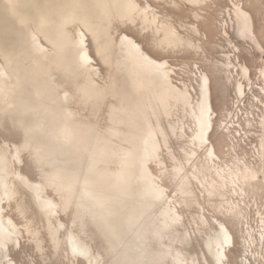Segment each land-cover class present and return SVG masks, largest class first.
<instances>
[{"label": "bare ground", "instance_id": "obj_1", "mask_svg": "<svg viewBox=\"0 0 264 264\" xmlns=\"http://www.w3.org/2000/svg\"><path fill=\"white\" fill-rule=\"evenodd\" d=\"M6 9L13 12L14 30L3 33L2 27L4 29L9 24L4 19L7 15H2ZM112 9L123 15H132L137 9V15L143 21L155 25V33L159 30L163 32L164 40L172 43L183 41L171 25L163 22L157 24L159 14L149 12L148 9L152 10L149 4L138 8L134 0H0V52L3 59L0 60V106L15 111V116L27 132V143H34L35 158L52 167L46 183L54 186L58 193L61 192L63 206L72 203L78 216L89 214L98 227H102L116 241L113 247L120 244L124 249L129 246L128 240L135 242L137 239L134 245L139 250L134 256L130 254V250L129 253L121 254L119 260L122 264H150L148 261L141 263L146 258L145 246L149 232H152L162 246L158 261L154 264H165L160 259L166 255L172 257L174 264H199L197 258L188 259L181 250L173 248L164 240L166 228L177 230L176 226L183 225V215L178 209L181 201L167 192V187L158 182L159 176L151 168L154 163L164 166L160 147L161 143L168 146L167 132L160 123L153 102H159L162 112L168 116L170 99H173L176 105L188 107L194 118V128L188 135L193 148L187 153V161L193 159L198 149H204L205 167L209 176L203 173L199 176L194 170L188 171L180 161L172 166V170L178 191L194 197L193 201L202 210L200 217L205 224H209V220L203 206L195 198L193 182L204 189L200 190L201 193L207 192L211 196L217 193L227 203L229 198L226 194H235L240 200H231L229 204L237 214L243 216L241 204L244 205L246 201V186L262 182L264 173H259L254 165L245 160L241 162L242 167L239 166L236 170L220 164L221 158L210 141L216 114L212 106L210 78L207 73L199 71L197 85L200 96L194 100L187 88L180 89L172 84L167 60L155 59L127 34H122L120 38V50L127 57V67L130 69L128 89L133 93L132 105L127 103L119 107L110 106L111 124L106 128V133L97 132L91 122L77 117L70 110L67 90L60 80L54 79L49 67L52 61L63 71L74 70L72 63L75 62L79 73L86 78L79 86L81 106L87 105L93 97L99 98L107 88L101 89L93 79L92 73L95 70L94 65H91L92 58L88 53L85 33L78 28V39L73 40L66 30V24L79 20L88 31L95 33L98 29L92 24L91 18H103ZM234 14L237 19L234 27L236 33L248 38L262 52L261 59L264 60V48L253 31L251 15L240 4L236 5ZM28 22L34 28L29 27ZM40 35L52 44L53 55H50L42 43ZM13 38H16L17 53L9 56L11 48L8 41ZM69 45L72 48L68 63L63 53ZM222 64L230 69L229 73L238 75L235 81L237 97L244 98L245 87L251 83L248 65L238 58L237 63L234 62L229 55H226V62ZM259 71L264 78V66ZM26 86H30L31 90L27 91ZM261 89L264 93V87ZM257 100L262 104L259 98ZM94 110L96 111L95 108ZM228 112L229 115L237 116L231 110ZM260 120L264 124V114L260 116ZM234 122L232 119L225 125L228 132L234 133L231 134L232 143L236 134H240ZM119 124L126 129H121ZM168 126L172 132L178 130L181 132L180 136L186 135L182 124L168 122ZM260 145L264 146V140H261ZM8 156L6 150H0V264H11L6 258L10 243L21 244V233L13 220L5 215L3 206L4 199L9 205L10 199L15 197L14 180L24 189L31 190L36 204L49 222L51 217L56 216L59 205L47 193L45 184L31 180L19 168L12 167L14 162ZM11 156L12 159L20 160L16 146ZM174 158L177 161L175 156ZM161 172L164 173L165 169ZM156 206L157 210H154ZM18 208L23 213L22 207ZM258 213L260 229L255 232L252 226L247 227V237L243 239L244 252L239 258L242 264H251L247 256L255 254L252 246L257 239L256 235L264 240V214ZM146 220L150 228H147ZM211 220L214 228L206 236L205 248L212 264H229L227 250L233 245L231 231L217 216H213ZM58 225L61 226L62 223L58 222ZM134 233L141 234L142 239L137 236L134 238ZM184 235L191 236L188 230H185ZM67 242L73 254L85 258L89 263L96 262L98 255L94 254L92 246L71 230L68 232ZM201 258L204 264H210L204 252L201 253Z\"/></svg>", "mask_w": 264, "mask_h": 264}, {"label": "rangeland", "instance_id": "obj_2", "mask_svg": "<svg viewBox=\"0 0 264 264\" xmlns=\"http://www.w3.org/2000/svg\"><path fill=\"white\" fill-rule=\"evenodd\" d=\"M134 2L138 8L149 4L152 10L148 9V11L159 14L157 24L163 22L171 25L180 34L183 41L172 43L164 40L163 32L159 30L155 33V25L143 21L140 15H137V9L132 15L119 14L112 9L103 18L93 16L92 24L98 29V32L95 33L88 31L79 20L67 23L66 30L73 40L78 39V28L85 33L88 53L92 58L91 65H94L93 69L95 70V73H92L93 79L101 89L107 88V90H103L104 97L103 95L99 98L93 97L87 105H82V107L79 103L81 102L79 86L85 82L86 78L79 73L75 62L72 63L74 70L63 71L55 61H52L49 67L53 72L54 79L60 80L67 90L70 110L76 113L77 117L91 122L97 132L106 133V128L111 124L110 106L119 107L122 104L127 105V103L132 105L133 93L128 89L130 69L127 67V57L120 50V38L122 34H127L155 59L167 60L168 67L171 69L172 84L180 89L187 88L194 100L200 96V89L197 85L199 71L207 73L210 78L212 106L216 114L210 141L215 152L221 158L220 164L228 165L236 170L242 165V160H245L254 165L256 170L260 171L259 173H264V146L260 145L261 140H264V124L260 120V116L264 114V93L261 89L264 87V78L259 71V68L264 66V60L261 59L262 52L256 49L248 38L239 36L234 28L237 22L234 9L236 5L240 4L251 15L253 31L264 48V0H201L200 2L192 0H134ZM5 14L7 15L4 18L5 22L9 21V24L4 29L2 27L1 32L3 33L14 30L13 12L6 9L2 15ZM148 17L151 15L148 14ZM108 20L110 21L108 22ZM28 25L34 28L31 22H28ZM40 38L50 55H53L52 44L41 35ZM16 44V38L8 41L11 48V53L8 52L9 56L17 53ZM70 48L72 45L67 46L63 53L68 63L71 55ZM226 55H229L236 63L237 58L240 62H245L250 69L251 83L245 87L244 98L237 97L235 81L238 75L229 73L230 69L222 64L226 62ZM0 60L3 61L1 52ZM109 84L110 86H108ZM112 84L113 86H111ZM25 89L30 91L31 87L26 86ZM256 97L261 100L262 104ZM153 103L160 123L167 132L168 146L161 143L160 147V157L164 166L154 163L151 168L153 173L159 176L158 182L167 187V192L181 201L178 209L183 215V225L176 226L177 230L166 228L165 242L170 243L173 248L181 250L188 259L197 258L199 264H204L201 258V253L204 252L209 263L212 264L211 257L205 248V239L214 228L211 218L217 216L227 224L233 237V245L227 250L228 263L242 264L239 258L244 252L243 239L247 237L246 229L252 226L254 231L258 232L260 229V214L258 212L264 214V180L253 186H246V195L244 196V201H246L244 205L241 204L243 216L237 214V211L233 210L229 204L231 200H240L235 194H226V197L229 198L227 203L225 199L218 197L217 193L215 196H211L207 192L201 193L200 190L204 191V189L200 184L193 182L195 198L203 206L204 213L209 220V224H205L200 217L202 210L195 204L194 197L178 191L177 180L174 178L172 170V166L180 161L185 164L188 171L194 170L199 176H202V173L209 176L205 167L204 149H198L193 159L187 161V153H190L193 148L188 140V135L194 128V118L190 115L188 107L183 108L180 104L176 105L173 99H170L168 116L162 112L159 102ZM230 110L237 116L229 115L228 111ZM13 111V109L0 106V150H6L7 156L9 155L8 157L15 163L12 167L19 168L31 180L45 184L47 193L59 205L56 208V216L51 217V222H49L43 210L36 204L31 190L24 189L17 180H14L15 197L10 199L9 205L4 199L3 206L5 215L13 220L21 233L19 235L21 244H9L7 261L11 264H93L72 253L67 242L70 230L92 246L94 254L98 255L94 264H122L119 256L129 253V250L130 254L134 256L139 250L134 245L137 239L135 242L128 240L127 248L123 249L120 244L113 247L116 241L108 236L102 227H98L89 214L80 217L72 203L66 207L63 206L61 192L58 193L54 190V186L46 183V178L52 167L35 158L34 143L32 141L27 143V132L19 118L15 116V111L12 113ZM152 119L155 122L154 116ZM232 119L235 120V128L240 131V134H236V138L233 139V143L230 140L233 138L231 134L234 133L228 132L225 126ZM237 119L238 121H236ZM168 122L182 124L185 127L186 135L180 136L181 132L178 130L175 133L172 132ZM120 128L126 129L122 124ZM15 146L19 149L20 157L18 159L20 160L12 159L11 154L14 153ZM15 160L20 162L16 163ZM163 169H165L164 173L161 172ZM18 205L22 207L23 213L20 212ZM154 210H157V206ZM58 222H61L62 225H58ZM145 223L147 228L151 227L147 224V220ZM185 230H188L191 236L184 235ZM133 235H135L134 238L137 236L142 239L141 234L134 233ZM147 237L146 258L142 259L141 263L148 261L150 264H154L158 261V254L162 246L159 245L152 232L147 233ZM256 237L255 244L252 246L255 254L247 257L251 264H264V240L258 235ZM130 245L132 246L130 247ZM160 260L165 264H174L170 255H166Z\"/></svg>", "mask_w": 264, "mask_h": 264}]
</instances>
